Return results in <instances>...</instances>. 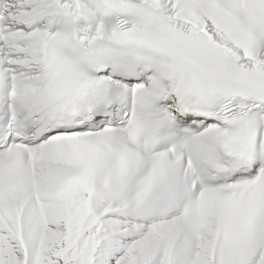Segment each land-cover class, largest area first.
Wrapping results in <instances>:
<instances>
[{"label":"snow or ice","instance_id":"6c2138e0","mask_svg":"<svg viewBox=\"0 0 264 264\" xmlns=\"http://www.w3.org/2000/svg\"><path fill=\"white\" fill-rule=\"evenodd\" d=\"M0 264H264V0H0Z\"/></svg>","mask_w":264,"mask_h":264}]
</instances>
